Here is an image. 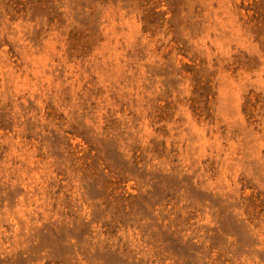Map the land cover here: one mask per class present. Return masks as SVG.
<instances>
[{
  "label": "rangeland",
  "instance_id": "obj_1",
  "mask_svg": "<svg viewBox=\"0 0 264 264\" xmlns=\"http://www.w3.org/2000/svg\"><path fill=\"white\" fill-rule=\"evenodd\" d=\"M0 264H264V0H0Z\"/></svg>",
  "mask_w": 264,
  "mask_h": 264
}]
</instances>
